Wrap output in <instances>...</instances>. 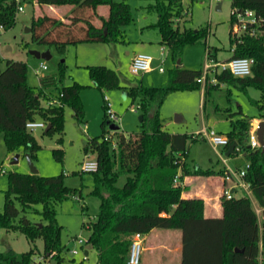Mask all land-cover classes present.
<instances>
[{
  "label": "trees",
  "instance_id": "obj_1",
  "mask_svg": "<svg viewBox=\"0 0 264 264\" xmlns=\"http://www.w3.org/2000/svg\"><path fill=\"white\" fill-rule=\"evenodd\" d=\"M33 1L41 6L71 5L66 19L48 12L35 14L32 19L30 31L33 40L56 43L61 48L68 43L83 41H118L123 25L131 19L130 5L124 0ZM19 4H24L23 0H0L2 30L15 25ZM101 5L109 7L107 16L99 15ZM233 7L254 9L262 17L256 35L244 33L234 36L231 29L233 50L225 61L234 57H253L255 62L250 75L235 76L227 69H217L214 72L217 83L208 81L209 73L202 83L198 80L203 74L202 69L182 66L180 56L185 45L202 40L207 35L205 28L194 30L179 25L178 21L187 13L183 0H155L150 5L158 14L155 25L161 32V43L169 48L176 62L166 84L122 85L115 69L105 65L89 67L91 78L99 87H124L128 94L140 97V108L143 110L140 132L126 134L118 127L115 134L90 138L84 147L86 153H96L98 162V168L91 171V193L99 197L100 205L97 219L90 221L91 232L86 243L97 250L99 264H128L133 235L146 234L154 228L181 229V264H264V152L262 147H253L250 143L251 119H264V0H232ZM94 15H99L100 25L94 22ZM231 22L233 24L232 16ZM212 55L216 54L209 49L208 57ZM28 70L26 61L16 59H7L5 67L0 69V132L9 152L24 148L33 158L40 145L28 129L27 122L35 120L39 114L50 124L45 129L46 133L61 132L65 124L66 105L74 110L75 118L82 121L84 109L80 94L83 85L62 83L64 61L59 66L61 83L56 77L45 75L40 79V86H32L28 82ZM220 82L244 92L250 86L262 92L260 99H252V104L259 110V117H249L241 104L234 105L232 101L228 107L218 105L215 108L219 116H226L231 121V129L224 134L229 140L226 151L231 143L237 141L232 154L243 151L248 159L246 166L236 168L245 169L243 179L250 184L252 194L263 208L262 219L252 209L248 195L224 197L222 216L174 212L175 206L183 202L182 181L186 176L225 175L226 169L214 166L203 168L190 162L189 140L204 139L206 136L202 132L189 134L166 130L160 107L175 90L199 89L203 85L207 94ZM53 98L58 102L43 103V100ZM55 154L60 159L61 149L55 150ZM84 172L82 170L81 174ZM121 177H124L122 183ZM8 182L4 208L0 212V228L20 230L30 239L33 247L23 252L13 248L0 252V264H36L33 255L38 238L44 240L45 257L54 255L62 259V225L57 220L56 204L68 198L80 200L83 198L82 188L67 185L62 174L47 176L12 171L8 174ZM38 203L42 204V218L41 222H34L24 212L35 209L34 205Z\"/></svg>",
  "mask_w": 264,
  "mask_h": 264
},
{
  "label": "rangeland",
  "instance_id": "obj_2",
  "mask_svg": "<svg viewBox=\"0 0 264 264\" xmlns=\"http://www.w3.org/2000/svg\"><path fill=\"white\" fill-rule=\"evenodd\" d=\"M124 1L130 5L131 19L123 25L122 35L115 42L83 41L68 43L61 48L56 43L34 41L30 28L35 14L48 12L56 16H65L67 12H59L46 6L38 8L33 0H23L24 10L18 11L15 25L0 31V69L5 67L7 59L26 61L29 67L28 82L38 87L41 77L45 75L54 76L61 83L59 66L64 61L65 75L62 83L69 85L77 82L83 85L80 94L84 109L82 121H78L74 116V110L66 105L65 124L61 132L46 133L48 122L39 114L35 116V121H44L46 126L31 130L40 145L33 157L38 173L47 176L62 174L67 185L83 190V198L80 200L68 198L56 204L57 220L62 225L61 242L64 246L61 252L62 259L54 255L45 257L44 240L38 238L33 255L36 264H99L97 250L91 248L86 239L91 232L90 221L97 219L100 199L91 193L92 173L86 171L81 174L82 163L87 160L96 161V153L91 151L86 153L84 147L90 138H103L104 135L115 134L111 122H107L110 120L108 109L117 117L113 123L118 124L120 130L126 134H135L143 128L140 119L143 110L138 107L142 102L140 97L128 94L124 87L102 89L91 78L89 67L105 65L115 69L120 75L122 85L142 83L146 86H161L168 82L171 69L176 64L169 48L161 43V32L155 25L158 14L150 8L155 0ZM183 5L187 13L178 21L179 25L192 27L194 30L205 28L207 35L202 40L185 45L180 56L182 66L204 71L206 62L215 63L229 58L233 50L230 40L232 0H221L220 9L217 7V0H183ZM70 7L63 5L61 11ZM99 11L107 16L109 7L101 5ZM93 18L97 24H101L99 15H94ZM209 49L216 55L208 57ZM138 53H148L154 59L151 69L134 74L130 64L134 55ZM44 54H49V57H43ZM41 62L47 65L46 69L40 67ZM161 66L164 71L159 70ZM216 70L214 66L209 70L208 81L217 83L214 79ZM261 96L262 92L257 87L250 86L244 92L225 82L212 87L207 94L203 85L199 89L175 90L162 103L160 115L164 121V128L170 132L196 134L204 128L212 127L217 132L226 134L231 129L230 118L219 116L215 108L218 105L228 107L232 101L234 105L241 104L249 117H259V110L252 104V99H260ZM108 101L110 106L106 110ZM43 103L48 105L49 101L43 100ZM253 119L251 123H257L263 118ZM57 149L62 151L60 159L55 154ZM26 153L24 148L9 152L3 133L0 132V212L4 208L5 190L9 186L8 174L12 171L31 170ZM188 160L203 168L225 167V164H228L235 169V166L244 167L248 164L243 151L227 156L225 147L222 145L215 147L208 137L189 140ZM123 181L124 177H121L120 183ZM228 183L231 185L232 181L228 180ZM234 194L237 197L248 195L243 188H237ZM248 196L251 198L252 209L255 212L257 208L261 209L259 217L262 219L261 206L252 193ZM34 208L24 213L32 221L41 222L42 204H35ZM80 238L83 239L82 243L79 242ZM31 247L32 242L20 230L0 228V252L8 248L23 252L30 250ZM86 250L88 254L85 253ZM144 253L143 250L142 258Z\"/></svg>",
  "mask_w": 264,
  "mask_h": 264
},
{
  "label": "built area",
  "instance_id": "obj_3",
  "mask_svg": "<svg viewBox=\"0 0 264 264\" xmlns=\"http://www.w3.org/2000/svg\"><path fill=\"white\" fill-rule=\"evenodd\" d=\"M20 2L21 0H16ZM218 3L221 0H217ZM24 10L23 4L18 5V11ZM17 11V12H18ZM232 17H233V24H232V33L234 36H240L244 33H249L251 35H256L259 25L261 24L262 17L259 16L254 9L246 8V9H239L238 7L232 8ZM2 30V27H0ZM162 51L164 52V47H162ZM154 57L148 53H138L134 55L131 60L130 69L132 73L139 74L143 73L152 67ZM255 62L253 57H234L227 61H218L215 63L206 62L205 63V70L201 77L198 78L199 81L202 83L205 82L207 74L209 70L214 66L217 69H227L235 76H247L252 73V66ZM40 67L43 69L47 68V65L44 62H41ZM160 71H164V68L161 66L159 67ZM39 71V68H37ZM58 100L53 98L49 101V103H57ZM110 106V102L108 101V107ZM140 108V105L138 106ZM110 120L115 121L116 115L113 111L108 109ZM258 122L251 123L250 128V143L253 147H262L258 138L257 129H258ZM46 123L43 121H35L29 120L27 122L28 129L32 130L37 127H45ZM206 137H208L212 144L216 147L218 145H222L225 147L228 145L229 140L228 138L220 133L217 132L212 127L204 128L201 131ZM225 161V159H224ZM98 168V162L96 161H84L82 163V170L83 171H95ZM225 181H232V184L229 185L227 188L224 189L223 195L226 198H232L234 196V191L237 188H243L247 191L248 195L252 193L250 189V184L244 181L243 176L245 174V169L238 170L237 168L232 169L228 164H225ZM179 177L177 175L176 179ZM262 208V207H261ZM263 210V208H262ZM257 213L261 211L260 208L256 209ZM79 242H83V239H79ZM144 249L143 246V234L136 233L132 237V244L128 255V264H140L142 259V251ZM74 252H77L74 250Z\"/></svg>",
  "mask_w": 264,
  "mask_h": 264
},
{
  "label": "crops",
  "instance_id": "obj_4",
  "mask_svg": "<svg viewBox=\"0 0 264 264\" xmlns=\"http://www.w3.org/2000/svg\"><path fill=\"white\" fill-rule=\"evenodd\" d=\"M36 6L38 8L41 7V5L38 6L37 4ZM43 6L54 8L59 12H67L65 16H59L63 19L67 18L72 9L70 7L61 11L63 5ZM99 15H102L100 11ZM94 22L96 23L95 20ZM182 186L184 187L182 192L183 202L175 206L174 212H178L181 215L195 214L206 217L224 215L223 191L229 186V183L225 181L223 176L188 175L182 181ZM143 246L145 253L141 259V264L182 263V231L179 228H154L150 232L143 234Z\"/></svg>",
  "mask_w": 264,
  "mask_h": 264
},
{
  "label": "water",
  "instance_id": "obj_5",
  "mask_svg": "<svg viewBox=\"0 0 264 264\" xmlns=\"http://www.w3.org/2000/svg\"><path fill=\"white\" fill-rule=\"evenodd\" d=\"M220 8H221V3H220V5H218V9H220ZM35 53L38 56H41V54L39 52L35 51ZM43 57H49V54H44ZM140 119L141 120L143 119V115H140ZM49 127H50V124L47 125L46 129H48ZM118 127H119V125H117L116 123H111V128L112 129L116 130V129H118ZM257 134H258V138H259L260 144L262 146V150L264 152V119H262V120H260L258 122ZM237 144H238L237 141H234L233 143L230 144L229 149L226 151V155L227 156H229V155H231L232 153L235 152ZM26 156L28 158V162H29L30 169H31L30 173L37 174L38 173V169L34 166L33 158L31 156V154L29 152H27ZM85 253L88 254V251L86 250Z\"/></svg>",
  "mask_w": 264,
  "mask_h": 264
}]
</instances>
